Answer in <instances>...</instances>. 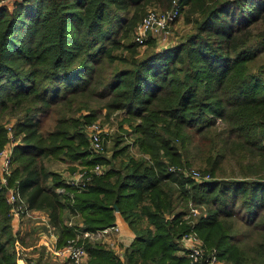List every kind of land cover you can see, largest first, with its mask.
<instances>
[{
    "label": "trees",
    "instance_id": "obj_1",
    "mask_svg": "<svg viewBox=\"0 0 264 264\" xmlns=\"http://www.w3.org/2000/svg\"><path fill=\"white\" fill-rule=\"evenodd\" d=\"M6 1L0 151L9 142L5 121L13 119L8 186L28 210L48 212L56 245L78 231L114 227L118 212L133 241L121 258L85 240L88 264H191L178 254L191 231L220 262L264 264V70L249 65L261 51L251 46L264 49V0H177L192 30L143 54L134 31L146 5L159 3L163 12L174 0H14L11 9ZM101 109L106 116L124 112L143 156L131 154L129 144L118 147L119 139L109 158L88 152L81 129ZM50 116L53 128L43 131ZM191 156L210 180L177 170ZM51 158L107 170L91 174L84 189L61 194L63 179L45 165ZM226 162L239 176L224 175ZM6 192L0 183V264H24ZM189 204L206 209L185 220ZM63 211L82 226H68Z\"/></svg>",
    "mask_w": 264,
    "mask_h": 264
},
{
    "label": "rangeland",
    "instance_id": "obj_2",
    "mask_svg": "<svg viewBox=\"0 0 264 264\" xmlns=\"http://www.w3.org/2000/svg\"><path fill=\"white\" fill-rule=\"evenodd\" d=\"M13 1L14 0H8L4 4H7V6H9L11 9ZM148 10L154 11V12H161L159 9H154V8H150ZM184 21H185L184 14L180 13L179 17L171 24V26L169 28H167L166 33L162 34L161 36H156L154 38L148 37V39L144 42V44L139 45V52L141 54L145 53L147 50H149L151 48L150 47L151 44L154 46L156 51L163 50L164 48H167L171 45H175L177 42H179L185 35H187L192 30L191 26L186 25L184 23ZM257 46L259 47V50H261V51L259 53H257L258 56L255 58V60L249 64L251 71H253L254 73L259 72L261 70H264V49H262L261 45L260 46L258 44L256 45V43L251 47L255 48ZM106 112L107 111L105 109L99 110V112H97V115L94 117V119H92L90 121V123L84 125L83 128L81 129V130H83L82 133H84V135L87 139L88 152L89 153L92 152V149H91L90 136H89V133L87 130V126H89L90 124H93V123H98L102 128L101 140H102L103 150L99 153L100 155H102L106 158H109L112 154V151L114 150L115 141L117 139H119L120 145L118 147L129 144V151L131 154H133L136 157L143 156L142 153L139 152V149L137 148V146H135V144L133 143L134 139H135V135L132 133V130L130 129L128 124L126 122H123L124 117H125L124 112H121V111L112 112L109 114V116H106ZM79 115L80 114L78 113L75 115V117H78ZM53 118H54L53 116H50V117L43 119V123H42L43 131L51 130L53 128V125H54ZM5 122H6V124H5L6 130L9 133V128L11 129V127L14 125L13 119H10V120L8 119ZM134 122H140V121L137 119L136 121L133 120V123ZM121 124H122V126H121ZM119 126H121V127H119ZM13 140H14V138H13ZM6 145H8V142L4 146H6ZM144 156L146 157L147 155H144ZM190 160H191V163L189 165L179 166L177 170L179 172L183 171L185 174H188V175H191L192 171H196V172H199V176H200L199 178H206L208 173H204L203 171H201V169H200L201 166L199 165V163L195 162L194 159H192V156H191ZM66 163L67 162H65V161L57 160L54 158L47 160L45 163L47 165V168L50 170V172L59 175L63 179L65 185H63V187L57 188V189H62L63 192L61 194L72 192V190H66V187H72V186H69L66 184V180L71 175H73V173L75 171L80 170V171L87 172V174L90 177L91 174L97 175V173H93L95 166L102 167L103 171L107 170V166L101 165V164H96V165H93L91 167L87 166L86 168H83V167L82 168H80V167L73 168V167H70V165H68ZM173 169H175V167L171 166L169 168V170H173ZM238 170H239V167L235 166L234 162H226L223 166V173L227 177L239 176L240 171L238 172ZM57 189H56V191H57ZM75 192H78V190L77 191L75 190ZM196 206H197L198 211H199L198 216H200L201 214L204 213L206 207L202 206V205L201 206L196 205ZM235 211L239 212L238 206L235 207ZM66 216H68L66 223L71 222L72 227H74L75 225L78 226V224L79 225L82 224V219L80 217L70 216L67 213H66ZM198 216L196 217V219H198ZM235 221L237 222V226H236L237 229L236 230L238 232H241L244 229L242 223L239 222L237 220V218L235 219ZM195 222L196 221L194 220V223ZM115 227L116 226L110 227V228L115 229ZM105 229H109V228H105ZM105 229L90 232L91 237H88L85 239L83 237H81L82 232L78 231L77 232L78 237L76 236L74 238L79 243H84L85 240H88V242L91 244L103 243L106 245V243L103 242V239L105 238V237L103 238L104 234L101 233L99 236L97 234V232L104 231ZM14 233H16V232H14ZM17 233H18V231H17ZM110 238L112 240L114 239L113 241L115 242V245L118 244V241L115 239V237L113 235L112 236L110 235ZM33 240H34V242H33ZM16 241L19 242V246L16 247V244H15V251L18 250L19 254L22 256L23 263L24 264H37V260L39 259V258H37V254L41 252V251H39L40 249H38L37 254H34V257H33V256H31L32 251H29V249L26 250L25 248L28 247L31 250V247H34L35 242H37L36 244L38 246L39 240L36 239L35 237H34V239H33V237H29L26 239V241L21 243L22 241H21V238H20L19 233H18L17 237H16ZM34 250H37V249H34ZM123 253H124L123 250L117 252V254L121 258H123ZM178 254L182 255L181 252H178ZM88 260L89 259L87 258L82 264H88ZM42 261L44 262L43 259H42ZM57 261L66 262L63 260H57ZM19 264H21V263H19ZM64 264H71V263L66 262ZM221 264H225V263L221 262Z\"/></svg>",
    "mask_w": 264,
    "mask_h": 264
},
{
    "label": "built area",
    "instance_id": "obj_3",
    "mask_svg": "<svg viewBox=\"0 0 264 264\" xmlns=\"http://www.w3.org/2000/svg\"><path fill=\"white\" fill-rule=\"evenodd\" d=\"M180 11L177 4V0L173 1V6L163 12H154L148 11L142 20L137 24L134 31V42L141 45L148 39V37L161 36L166 33L167 28L179 17ZM87 130L90 136L91 149L95 154H99L103 150L102 146V128L98 123H93L87 126ZM9 142L8 145L0 151V183L2 186L7 188L6 192V203L10 206V215L12 222L18 224L24 216L27 215L29 210L26 207L24 200L18 195L13 187L8 185V177L11 174V154L12 148L16 144V141L13 140L11 129L9 128ZM86 171V170H85ZM102 167L95 166L94 172L100 174L102 173ZM192 177L200 179L199 173L192 171ZM204 180H210L207 175ZM90 182V177L87 172L84 171H75L66 180V184L77 188L79 190L84 189L87 184ZM58 193H62V189H57ZM199 214L197 207L193 204L188 206V215L185 216V220L189 217L196 218ZM68 226H72V223H67ZM108 229L104 231L97 232L98 236L102 233L104 234ZM78 237V235H77ZM80 237V236H79ZM81 237L88 238L91 237V233L84 231L81 233ZM16 247L19 246V242H15ZM181 245L183 248L182 254H184L191 264H198L202 261H206V264H221L217 260L215 253L207 254V251L204 247L202 240L198 235L191 231L181 238ZM48 252L57 259L67 261L71 264H82L87 258L88 253L84 246V243H79L75 238H71L66 241L62 246H57L56 241L48 243Z\"/></svg>",
    "mask_w": 264,
    "mask_h": 264
},
{
    "label": "crops",
    "instance_id": "obj_4",
    "mask_svg": "<svg viewBox=\"0 0 264 264\" xmlns=\"http://www.w3.org/2000/svg\"><path fill=\"white\" fill-rule=\"evenodd\" d=\"M146 6L147 9H160V4L153 1ZM66 164L70 165V167L73 168L87 167L86 165H82L79 162H67ZM47 170L50 171L48 168ZM45 184L47 186H52V180L49 178ZM63 215L66 216L65 211H63ZM115 218L116 227L115 229L109 228L104 233L103 238H105L103 239V242H105L108 248H110L117 254L118 251H124L125 248H127L131 244L135 235L127 222L118 212H116ZM12 227L14 232L18 231L19 236L23 240V242L26 241V239L29 237H33V239L35 237L39 240L38 246L36 244L37 242H35L34 247H31V250L28 247L25 248L26 250L29 249V251H32L31 256L34 257V254H37L38 249H40L39 251L41 252L37 254V257L41 256V258L44 260V262H47V264H64L67 262L57 261L60 259H57L56 257L52 256L50 252H48V243H51V241L55 242L57 234L55 229L49 224L48 212L46 210H29L27 215L24 216L18 224L12 222ZM110 235H113L118 241L117 245H115V242L113 241L114 239L112 240L110 238Z\"/></svg>",
    "mask_w": 264,
    "mask_h": 264
},
{
    "label": "water",
    "instance_id": "obj_5",
    "mask_svg": "<svg viewBox=\"0 0 264 264\" xmlns=\"http://www.w3.org/2000/svg\"><path fill=\"white\" fill-rule=\"evenodd\" d=\"M117 211V210H116Z\"/></svg>",
    "mask_w": 264,
    "mask_h": 264
}]
</instances>
